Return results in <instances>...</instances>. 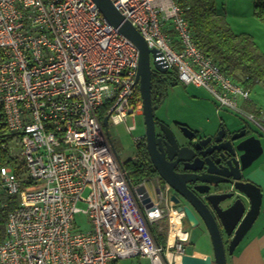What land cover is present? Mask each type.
<instances>
[{
	"label": "built area",
	"instance_id": "2783aa9c",
	"mask_svg": "<svg viewBox=\"0 0 264 264\" xmlns=\"http://www.w3.org/2000/svg\"><path fill=\"white\" fill-rule=\"evenodd\" d=\"M112 1L181 81L207 88L220 107L244 112L240 100L249 89L202 52L174 0ZM257 4L264 13V0ZM138 66L135 43L93 0H0V120L23 134L27 167L25 182L9 166L0 171L9 193L20 195L0 264H113L133 256L177 264L188 254L185 212L175 210L178 223L174 211L165 213L170 234L159 244L145 213L152 223L160 209L141 205L104 125L107 115L116 124L131 116L128 131L136 128L143 114ZM79 202L88 206L89 229L77 226Z\"/></svg>",
	"mask_w": 264,
	"mask_h": 264
},
{
	"label": "water",
	"instance_id": "95a60500",
	"mask_svg": "<svg viewBox=\"0 0 264 264\" xmlns=\"http://www.w3.org/2000/svg\"><path fill=\"white\" fill-rule=\"evenodd\" d=\"M93 1L96 3L104 18L119 33L133 41L139 49L137 81L143 102L144 133L149 153L157 173L166 181L165 183H168L192 205L208 229L213 246V254L211 257L186 254L182 259V264H228L227 253L233 254L235 252L238 245L250 229H252L261 214L264 193L260 186L250 181L247 177L248 171L254 162L264 152L261 134L254 128L249 132V135L244 130L234 135L232 141H227L225 144L222 143L213 146L210 150H206V158H194V163L197 161L201 162L198 169H204L202 174L198 175L193 173L192 175L188 174L185 176L177 174L173 170L172 165L166 160L164 153L156 145L155 107L152 99V77L154 71L166 73L169 71V68L165 67L161 61L156 59L157 50L149 47L143 35L122 15L112 0ZM109 120L110 115H107L104 118V125L107 131L110 126ZM184 131L187 133V138L192 137V130L187 127ZM166 132L169 138H174V134L170 128L168 130L166 129ZM175 143L178 144L176 139ZM192 151L188 146L179 147L178 152L175 154L176 160L191 161L194 157ZM189 152H192V155L187 156L186 154ZM216 153H221L220 157L214 158ZM218 177H222L223 179H217ZM196 180L216 187L220 184L227 183L231 185L232 192L223 193L220 188L215 189L216 192H211L210 187L206 190L200 189L199 192L204 195L203 198L208 201L211 210L186 186L187 182ZM135 193L141 205L147 208L151 206L153 209L155 208L145 183H140V185L136 186ZM171 199L175 203L180 201L176 195L172 196ZM223 202L227 203L226 206L221 205ZM203 206L205 209H203ZM179 209L180 211L184 209L186 220L193 227L199 224L200 219L198 217L196 218L193 210L188 207H179ZM214 212L220 218L219 220L225 229L224 231L227 235L232 236L228 249L224 244L223 233L217 219H215Z\"/></svg>",
	"mask_w": 264,
	"mask_h": 264
},
{
	"label": "trees",
	"instance_id": "16d2710c",
	"mask_svg": "<svg viewBox=\"0 0 264 264\" xmlns=\"http://www.w3.org/2000/svg\"><path fill=\"white\" fill-rule=\"evenodd\" d=\"M174 1L183 9L195 43L202 52L219 65L227 76L246 88L253 87L258 83H264V53L259 49L250 34L245 32L237 33L231 28L226 15L222 14L218 9V0ZM165 28L172 38L173 45L179 49L178 34L172 23L167 21ZM179 82L181 80L177 70L173 69L166 73L155 70L152 77L154 106L162 102L169 85ZM137 92L140 101H142L139 88H137ZM104 108V111L107 110L106 107ZM4 125L5 123L0 120V171L4 165L9 166L15 175L25 182L27 167L26 163H24L25 159L21 146L23 134L13 133ZM137 146V157L126 160L122 164L133 186H138L147 177L156 174V169L152 165L146 145L138 143ZM6 188L0 175V245L7 237L9 213L20 203V195L11 194ZM26 188H28V185H24L23 189ZM163 228L165 229V225ZM152 234L156 237L159 244L160 242L165 243L167 234L163 229L161 230L154 225ZM116 262L114 261L113 264Z\"/></svg>",
	"mask_w": 264,
	"mask_h": 264
},
{
	"label": "rangeland",
	"instance_id": "374dc122",
	"mask_svg": "<svg viewBox=\"0 0 264 264\" xmlns=\"http://www.w3.org/2000/svg\"><path fill=\"white\" fill-rule=\"evenodd\" d=\"M254 8L255 7L253 6V9ZM238 17L239 18H237V16L233 14H230V16H228L229 22H237L236 25H238L239 22V26L241 24L247 23V16L243 17L239 15ZM172 70L173 69H169V71ZM251 91L252 98H255L257 95L261 96L264 93V84L258 83L254 85L251 88ZM155 112V116L160 117L161 119L165 120L167 123L171 124L174 127H176L178 123H181L191 126L192 128L197 130H200V128H202L203 131H205L206 133L213 132L220 125L222 120L226 121L227 124H229L230 126H236L238 121L244 117V119H247V122L252 126V128H254L256 131H259L262 136L261 141L264 142V129H262L264 127V122L261 117L258 116L260 120L258 119L259 123L257 124V122L249 119L241 112L226 107H220V103L217 98L205 87H197L193 84H186L183 81L174 85H169L165 97L163 98L159 108ZM143 119L144 117H140V115L136 118V128L130 133L128 131V126L133 124V119L131 116L128 117L126 123H122L115 127H110L109 131L116 140L115 142L118 146L117 149L120 151L121 159L131 157L134 154L133 145H135V140L136 138H139L144 135L145 132V123ZM177 132L181 133L178 128ZM17 149H19V147H17ZM87 194L88 191H85L84 195ZM78 206L82 211L76 214L77 226H79L81 229H89L91 227V224H89V216L85 211L87 210L88 206L85 202H79ZM164 225L165 229L163 228ZM183 225L186 230L191 229L190 225H188V221L184 218ZM159 226L161 230L163 229L165 231L168 237L170 233L167 229V221L164 220L163 222H159ZM253 232L258 233L257 230L249 231L243 238L241 243L238 245L235 252L233 254L229 252L227 253L228 264H231L232 256L241 252L246 242L251 239ZM190 237V244L187 250L189 253H192L193 250L202 253V248L205 251L211 252L212 250L213 252L212 243L208 241V239H204L201 230L193 231L190 234ZM116 261L117 264H152L149 258H142L141 256L120 258Z\"/></svg>",
	"mask_w": 264,
	"mask_h": 264
},
{
	"label": "flooded vegetation",
	"instance_id": "af4514ba",
	"mask_svg": "<svg viewBox=\"0 0 264 264\" xmlns=\"http://www.w3.org/2000/svg\"><path fill=\"white\" fill-rule=\"evenodd\" d=\"M159 106H160V103H157L154 106L155 111L159 108ZM243 111H244L243 113L241 112L243 115H245L249 119H252L253 121L257 122V124L259 123L258 122L259 118H258L257 114H255L256 116H254V119H253L250 117L249 112H246L244 109H243ZM155 115H156V112H155ZM140 117H144V115L140 114ZM118 125H120V124L110 123L109 129L111 126L115 127ZM155 125H156V131H155L156 132V145L158 146L159 150H161L164 153L166 160H168V162L172 165L173 170L177 174H180L183 176L188 175V174L192 175L193 173L198 174V175L202 174L204 169H202V170L198 169V167L201 165V162L197 161L196 163H194V158H196V157H199L202 159L206 158L207 157V156H205L206 150H210V149H212L213 146H216V145H219L222 143L225 144V143H227V141H230V140L232 141V138L234 135H237L244 130H246L248 135H249V132L252 131V126L247 122V119H244V117L238 121L236 126H230L229 124H227L226 121L222 120L220 125L213 132H210V133H206L205 131H203L202 128H200V130H197V129L192 128L191 126H188L186 124H181V123H178L176 126L181 132V133H178L176 127L172 126L171 124L167 123L165 120H163L157 116H155ZM187 127L193 131L191 138L186 137L187 133L184 131V129ZM169 128L172 130V132L174 134V138L177 140L178 144L175 143V139L173 137H172V139L168 137L166 129L168 130ZM188 133H190V132H188ZM250 134H252V133H250ZM108 135H109V137L113 143V147L116 151L118 159L120 160V162L122 164L126 160L135 159L138 155L137 144L138 143H144V145H146V147H147L148 154H149L150 160L152 162V165L154 166L152 158H151L150 153H149L145 133L141 137L136 138L135 145H133L134 146V154L131 157H126L125 159H121L120 151L117 149L118 146L116 145V142H115L116 140L111 135L109 130H108ZM182 146H188L190 149L193 150L192 152L194 153V157L191 161H177L176 160L175 154L178 152L179 147H182ZM192 152H189L186 155L190 156V155H192ZM220 154L216 153L214 158L220 157ZM227 159H229V158H227ZM217 179L221 180L223 178L218 177ZM165 182L166 181L162 177L159 176L157 171H156L155 175H153L151 177H147L145 179V181L142 182V183H145L146 188H147L148 192L150 193V196L152 197V202H153V205L155 207L154 209L159 208L163 211H166V208L168 207L169 203L172 200L171 199L172 196L176 195L180 200L177 203V206L182 207V208H184V207L190 208L191 210H193L194 214L196 215V218L198 217V219H200V222L196 227H193L192 224H190L188 222V225H190V228H191V233L195 230H201L202 233L209 234L205 223L200 218V215L197 213V211L194 210L192 205L186 199H184L181 195H179L168 183H165ZM131 185L133 186L132 183H131ZM186 186L188 187V189L190 191H192L196 196H198V198H200L202 200L201 202H203L206 205V207H208L210 209H211V207H210L208 201H206L203 198L204 195L199 192L200 189L206 190L210 187L211 192H216L215 189H218V188H220L222 190L221 192H223V193L232 192L231 185H229L227 183L220 184L216 187L213 185H211V186L207 185V184L203 183V181L196 180L193 182H187ZM233 202H234V199H233ZM226 204L227 203L223 202V204H221V205L226 206ZM151 209H153L152 206H151ZM203 209H205L204 206H203ZM214 214L216 216L215 219H217V221L220 225V228L222 230L224 241H225L224 244L226 245V248L228 249V246H229V243L232 239V236L227 235V233L224 231L225 229H224L222 223L219 220L220 218L217 217L215 212H214ZM184 219L185 220L187 219L186 216ZM256 222H255V224H256Z\"/></svg>",
	"mask_w": 264,
	"mask_h": 264
},
{
	"label": "crops",
	"instance_id": "0c3cea01",
	"mask_svg": "<svg viewBox=\"0 0 264 264\" xmlns=\"http://www.w3.org/2000/svg\"><path fill=\"white\" fill-rule=\"evenodd\" d=\"M217 5L219 11L226 15L228 22V16H230V14L237 16V18H239V15L248 17L247 23L241 24L240 26L239 22L238 25H236L237 22L233 23L230 21L231 28L237 33L245 32L250 34L254 38L259 49L264 53V13L260 12L257 0H218ZM253 6L255 7L254 9ZM251 88L252 87L248 88L250 91L249 98L240 100V107L246 112L257 114L264 122V93L261 96L257 95L255 98H252ZM262 143L264 147V142L262 141ZM247 177L250 181L260 186L264 193V152L254 162L251 169L248 171ZM251 230H257L258 233L253 232L251 239L246 242L241 252L232 256L231 264H264V196L261 214L250 231ZM188 231H190V234L191 229H188ZM202 234L204 239H208V241L212 243L209 234ZM212 253V250L211 252L205 251L203 248L202 253L196 250H193L192 253L188 252V254L204 257H208ZM115 264H117V262Z\"/></svg>",
	"mask_w": 264,
	"mask_h": 264
},
{
	"label": "bare ground",
	"instance_id": "6f19581e",
	"mask_svg": "<svg viewBox=\"0 0 264 264\" xmlns=\"http://www.w3.org/2000/svg\"><path fill=\"white\" fill-rule=\"evenodd\" d=\"M125 17V16H124ZM140 33H141V31L140 30H138ZM142 34V33H141ZM143 35V34H142ZM140 90V89H139ZM254 116H256L255 115V113H250V117L251 118H253L254 119ZM252 120V119H251ZM151 209V207H149L148 208V210H150ZM175 210H180L179 209V207L177 206V203H175L173 200H171V202L169 203V205H168V207L166 208V211H163V210H159L160 211V213H161V216H160V218H159V220H157V221H154V222H152L151 223V221H150V217H149V214H147V212L145 213V216H146V218L148 219V221L150 222V228L152 229L153 228V226L154 225H156L158 228H160V226H159V222H163L164 220H166L167 219V216H166V212H170V211H174L173 212V219L174 220H176L177 218H178V215H177V211H175ZM184 211V210H183ZM177 223L179 222V220L177 219V221H176ZM158 241V240H157ZM177 264H182V261L181 260H179L178 259V261H177Z\"/></svg>",
	"mask_w": 264,
	"mask_h": 264
}]
</instances>
